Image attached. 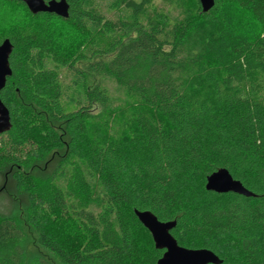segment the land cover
<instances>
[{
    "label": "trees",
    "instance_id": "trees-1",
    "mask_svg": "<svg viewBox=\"0 0 264 264\" xmlns=\"http://www.w3.org/2000/svg\"><path fill=\"white\" fill-rule=\"evenodd\" d=\"M67 1L68 18L28 9L29 29L0 36V264H157L135 210L222 264H264V0H193L171 28L143 22L153 0H109L115 18ZM222 169L255 196L207 191Z\"/></svg>",
    "mask_w": 264,
    "mask_h": 264
},
{
    "label": "water",
    "instance_id": "water-1",
    "mask_svg": "<svg viewBox=\"0 0 264 264\" xmlns=\"http://www.w3.org/2000/svg\"><path fill=\"white\" fill-rule=\"evenodd\" d=\"M199 2L204 13L209 12L215 5V0H199ZM25 3L32 14L50 13L61 18H68L70 14V5L67 0H50L48 3H44V0H25ZM12 51L13 46L8 39L0 45V133L7 132L12 127L10 112L1 99V93L6 87L8 78L12 76L9 61ZM206 190L220 194L235 193L245 197L255 196L225 169L207 178ZM135 214L151 234L155 248L165 250L157 264L223 263V260L211 250L189 249L180 246L171 233L177 225L176 221L162 222L150 211L135 210Z\"/></svg>",
    "mask_w": 264,
    "mask_h": 264
},
{
    "label": "rangeland",
    "instance_id": "rangeland-1",
    "mask_svg": "<svg viewBox=\"0 0 264 264\" xmlns=\"http://www.w3.org/2000/svg\"><path fill=\"white\" fill-rule=\"evenodd\" d=\"M109 0H100L101 5V11L106 14L109 18H115L116 12H108V10L105 8L108 7ZM193 0H153L152 5L149 9V13L146 16L145 19H142L144 23H146V19L152 20L153 23L159 22L157 20V17L159 14H163L165 17L164 19L167 20L169 28H171L175 23L182 22L187 17H190L194 11L192 9ZM71 35V33H69ZM136 31L132 32L128 38L124 39L123 43H126L129 39L135 37ZM70 38V36H69ZM72 43L71 40H69V43ZM112 58L113 55L109 56V58ZM107 58V59H109ZM106 59V57H104ZM67 74V73H66ZM89 76V75H88ZM87 76V84L92 85L94 84V76ZM63 80V74L61 75ZM69 77V76H68ZM66 83H69L71 81V78H66ZM110 87L112 88V91H114L115 84L111 83ZM78 97H80V94L73 92L69 93L64 97V100L67 101V108L69 110L75 109L77 106V101L81 100ZM3 184V177L0 175V188ZM11 196V194H10ZM11 200H9V195L6 192L0 193V204H7L10 205ZM16 208L14 209L15 214L18 216L20 220H23L26 222L23 218V211L25 213V207L24 206H18V204H15Z\"/></svg>",
    "mask_w": 264,
    "mask_h": 264
},
{
    "label": "clouds",
    "instance_id": "clouds-1",
    "mask_svg": "<svg viewBox=\"0 0 264 264\" xmlns=\"http://www.w3.org/2000/svg\"><path fill=\"white\" fill-rule=\"evenodd\" d=\"M48 2L44 0V3ZM32 23L25 0H0V36H10L17 30L29 29Z\"/></svg>",
    "mask_w": 264,
    "mask_h": 264
}]
</instances>
